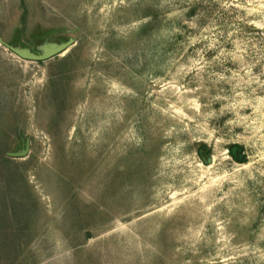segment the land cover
Returning <instances> with one entry per match:
<instances>
[{
    "label": "rangeland",
    "instance_id": "rangeland-1",
    "mask_svg": "<svg viewBox=\"0 0 264 264\" xmlns=\"http://www.w3.org/2000/svg\"><path fill=\"white\" fill-rule=\"evenodd\" d=\"M2 151L27 264H264V0H0Z\"/></svg>",
    "mask_w": 264,
    "mask_h": 264
},
{
    "label": "trees",
    "instance_id": "trees-1",
    "mask_svg": "<svg viewBox=\"0 0 264 264\" xmlns=\"http://www.w3.org/2000/svg\"><path fill=\"white\" fill-rule=\"evenodd\" d=\"M11 160L5 152L0 153V163L5 164L0 169V196L2 198L0 202L4 206L6 220L12 223V226L7 227L4 224L6 223L5 217H3L4 220L0 219V222L3 221L5 225L0 227V239L4 237V242L1 240L3 245L0 246L2 251L0 264H27L23 258L26 248L24 240L32 232L35 218L31 206L33 202L30 203L27 197H32L33 192L25 175L19 170L20 165Z\"/></svg>",
    "mask_w": 264,
    "mask_h": 264
},
{
    "label": "water",
    "instance_id": "water-1",
    "mask_svg": "<svg viewBox=\"0 0 264 264\" xmlns=\"http://www.w3.org/2000/svg\"><path fill=\"white\" fill-rule=\"evenodd\" d=\"M4 44L23 59L41 62L66 53L75 44V39L70 38L66 42L46 44L42 51H33L28 47L14 46L6 42H4ZM28 152L29 150L27 148L19 152H9L8 155L14 158H21L25 157ZM200 152L203 159L207 163L213 162L212 155L206 156L204 154V149H202ZM232 153L240 161H244L246 159V156L243 154V147L240 145L234 146L232 148Z\"/></svg>",
    "mask_w": 264,
    "mask_h": 264
}]
</instances>
